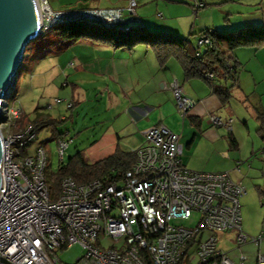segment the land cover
Here are the masks:
<instances>
[{
	"label": "built area",
	"instance_id": "built-area-1",
	"mask_svg": "<svg viewBox=\"0 0 264 264\" xmlns=\"http://www.w3.org/2000/svg\"><path fill=\"white\" fill-rule=\"evenodd\" d=\"M34 1L40 33L57 24L79 22L118 34L138 22L134 0L122 8L77 10H53L48 0ZM204 77L212 80L210 72ZM170 89L178 111L188 113L192 100L175 82ZM6 105L2 100L0 119L7 114L0 122V264H56L52 255L72 243L83 250L77 264H188L191 256L180 261L182 246L193 235L197 264L246 260L240 253L234 263L216 247V234L225 230H237V244L248 239L240 230L244 187L227 171H191L182 166L175 132L161 124L147 127L142 132L144 143L134 150V162L123 172L120 185L98 180L76 184L63 177L54 196L44 182V149L37 146L19 154V147L32 137L31 126L11 131L9 120L20 111ZM210 121L224 124L216 116ZM66 145L58 140L59 158ZM100 235L114 243L103 247ZM263 237L264 229L250 241L257 245ZM255 264H264V256L257 254Z\"/></svg>",
	"mask_w": 264,
	"mask_h": 264
},
{
	"label": "crops",
	"instance_id": "crops-1",
	"mask_svg": "<svg viewBox=\"0 0 264 264\" xmlns=\"http://www.w3.org/2000/svg\"><path fill=\"white\" fill-rule=\"evenodd\" d=\"M134 1L138 22L132 24L131 29L142 27L145 32L169 33L184 38L204 29L229 31L242 26L264 25V0ZM95 2L92 6L54 10L122 8L127 0H92L91 4ZM195 4L200 6L195 7ZM60 30L62 27L55 30L54 34V75L62 78L61 96L67 101L64 109L57 111V115L64 120L63 115L67 110L88 101L94 92H99L109 118L93 142H97L95 154L107 156L117 149L134 152L144 143L142 132L151 125L161 124L178 135L182 166L191 171H227L232 178L234 175L243 183L250 197L252 186L262 197L259 200L264 205V157L260 151L264 147V139L260 134L264 135V131H256L260 127L264 130V45L257 49L240 46L232 51L242 72L237 71L236 84L229 87L228 97L221 100L212 92L211 88L215 87L212 80L209 83L199 77L185 79L177 59L169 57L163 64L158 63L153 49L143 43L118 46L120 39L109 41L88 35L71 36L59 34ZM244 75L258 76L252 83V95L256 100L254 105L246 104L240 92L241 88L244 91L247 89ZM249 79L251 81L252 78ZM173 82L193 102L184 115L176 107L170 89ZM230 83L218 80L217 87H227ZM229 99L246 107L253 115L256 122L253 120L251 126H254V133L260 137L261 142L255 140L248 119L242 120L247 131L244 135V131L235 123L237 117L230 113L229 108L223 110ZM67 102L70 104L68 108ZM254 107L259 110V118L256 117ZM211 116H216L225 124L211 123ZM63 135L58 140H63ZM239 174L241 177L236 176ZM69 178L76 184L96 180L77 183ZM248 200L242 197L240 206L243 214ZM236 235L237 230L233 229L216 234V247L234 263L239 262L240 253L246 255L242 249L249 248L251 244L248 241L237 244ZM228 243L231 245L226 246ZM255 247L254 255L260 253L264 256V237ZM231 254L235 257L231 258ZM254 261L248 264H254Z\"/></svg>",
	"mask_w": 264,
	"mask_h": 264
},
{
	"label": "rangeland",
	"instance_id": "rangeland-1",
	"mask_svg": "<svg viewBox=\"0 0 264 264\" xmlns=\"http://www.w3.org/2000/svg\"><path fill=\"white\" fill-rule=\"evenodd\" d=\"M91 1L92 0H48L49 5L53 10L92 6L97 3L95 2L94 4H91ZM55 30L56 29L54 28L53 30L45 33H40L27 43L24 48L19 68L16 71L13 89L9 92L7 98L5 99V103L7 104L6 108L19 106L23 112V117L26 120H33L36 117L44 118L45 124L39 126V128L35 131L33 140H31L29 146H27L25 150L27 153H30L36 146L43 147L46 156L45 176L47 180L52 177V174L56 171L60 164H64L67 161L68 157L80 155L85 162H93L106 156L102 153L95 154L94 148L97 147V142L94 144L93 142L97 139L100 130L105 127V122H107L109 118V115L106 113L107 108L103 105L101 96L97 91L92 94V97L88 99V101H84L79 105L73 106L70 110H67V112L65 111L67 114L64 112L65 115L63 116L65 118L63 121L58 120L57 111H62L64 109L63 106H65V102L67 100L64 98L62 99L63 96H61L63 89H61L60 83L62 78L55 77L56 75H54ZM99 32L101 34L107 33L104 30H99ZM239 72H242V68H239ZM243 77V81L246 84L245 88L247 89L244 91L240 87V92L245 97L244 102L246 104L253 103L254 105L256 100L255 96L252 95V83L254 81L253 79H256L258 76L251 75V77H246L244 75ZM249 78H252L251 81ZM217 81L218 80L214 78L211 83L217 87ZM54 98H58L59 100L61 99V103L55 105L53 102ZM48 105L49 107H47ZM224 106V111L229 108L230 113L234 117H237L235 123L242 131H244V135H246L247 131L242 120L248 119L249 126L252 129L255 140H257V142H261L260 137L258 138V136L254 133V126H251L252 123L254 124L255 119L252 118L253 115H251L246 107L239 105L232 99H229ZM5 116L0 119L1 123H3V118ZM13 131H15V129ZM65 131H67V133H65ZM59 132H62V134L65 133L63 135L64 140L70 139L61 158H59L56 150V139ZM236 176L241 177L240 174ZM234 177L235 176L233 175V180H237V178ZM117 184L120 185L119 182ZM240 184L244 187L242 182H240ZM251 190V197L250 194L249 196L247 195L248 193L246 191L242 195L243 198L249 199L245 214H243V210H241L242 197L239 199V206L241 205L240 214L242 232L248 237L246 241L251 243L249 248L242 249V252L246 254L244 255L246 260L243 262L245 264L251 263L256 258V255L260 254L256 253V255H254L256 244H253L250 239L257 237L260 230L264 229V205L261 204L263 201L259 200L260 196L258 192L252 186ZM190 222L191 220L179 223ZM245 224H247V228L245 227ZM99 239L103 247H108L114 243L110 238L102 237V235L99 236ZM228 245L231 244H226V246ZM194 248L195 246L193 245L189 249V257L192 255L190 257L189 264H197L198 262V258L193 255ZM82 253L83 250L81 247L76 243H72L69 247L56 252L55 256H52L55 257L56 264H74V261L80 257ZM230 257L234 258L235 256L233 257V254H231Z\"/></svg>",
	"mask_w": 264,
	"mask_h": 264
},
{
	"label": "trees",
	"instance_id": "trees-1",
	"mask_svg": "<svg viewBox=\"0 0 264 264\" xmlns=\"http://www.w3.org/2000/svg\"><path fill=\"white\" fill-rule=\"evenodd\" d=\"M61 27L62 30H60L59 34L65 33L71 36L88 35L93 37H103L109 41H116V39H120L121 43L118 46H131L138 42L143 43L149 48L153 49L158 63L163 64L169 57H174L177 59L182 68L183 77L185 79L199 77L210 83L211 80H208L204 77V73L210 72L212 74V80L216 78L217 80H223L224 82L230 81L231 83L227 87L218 86L211 88L212 92L221 100H225L228 97L229 87H231L233 84H236L237 82L236 74L239 70V63H237L233 57L232 51L240 46H252L253 48L257 49L264 45V25L242 26L229 31L204 29L190 33L184 38H180L169 33L145 32L142 27H134L133 29L127 30L126 32L114 34L108 29L79 22L57 24L45 32L53 30L54 28L58 30L61 29ZM99 30H104L107 33L101 34ZM198 39H206V42L197 45L196 42ZM58 103L54 102L55 105ZM69 106L70 104L66 108ZM47 107H49V105ZM14 108H17L20 113L17 118L12 117L9 120V129H11V131L15 129L13 132H19L23 131V128L27 125L31 126L32 137L29 138L23 146L19 147V154L24 155L27 154L25 148L29 146L31 140H33L35 131L39 128V126L44 125L45 122L44 118L42 117H36L33 120H26L23 117L21 108H19V106ZM254 108L256 117L259 118V110L256 109V107ZM58 120L63 121V119L59 118ZM256 131L263 133L264 130L263 127H260ZM57 135L58 137L56 139V145H58L57 140L63 134L62 132H59ZM260 137L264 139V135L260 134ZM64 141H66L68 144L70 139ZM56 150H58V148ZM133 162V152L123 151L120 149H117L113 153L93 162H85L80 157V155L71 156L67 158V161L64 164H60L57 167L56 171L52 174V177H50L48 180L45 176L44 170V182L51 190L52 194H54V196L59 191L60 179L65 176L71 177L77 183H84L89 180L96 179L102 184L113 182L117 184L122 180L123 172L127 170L133 164ZM205 235L203 234V237ZM195 238L196 235L191 236L182 246L180 261L183 260L185 256H188L189 249L196 241L194 240ZM77 262L78 260H75L74 264H77ZM146 263L149 264V261Z\"/></svg>",
	"mask_w": 264,
	"mask_h": 264
},
{
	"label": "water",
	"instance_id": "water-1",
	"mask_svg": "<svg viewBox=\"0 0 264 264\" xmlns=\"http://www.w3.org/2000/svg\"><path fill=\"white\" fill-rule=\"evenodd\" d=\"M34 0H0V105L13 89L24 48L40 33ZM0 141V159H1Z\"/></svg>",
	"mask_w": 264,
	"mask_h": 264
},
{
	"label": "bare ground",
	"instance_id": "bare-ground-1",
	"mask_svg": "<svg viewBox=\"0 0 264 264\" xmlns=\"http://www.w3.org/2000/svg\"><path fill=\"white\" fill-rule=\"evenodd\" d=\"M35 6H36V4H35ZM2 171V170H1ZM3 172V171H2Z\"/></svg>",
	"mask_w": 264,
	"mask_h": 264
}]
</instances>
